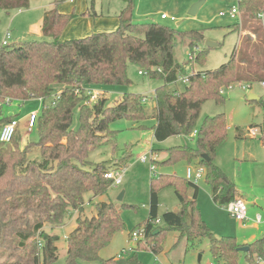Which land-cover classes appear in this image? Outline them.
<instances>
[{"label":"trees","instance_id":"obj_1","mask_svg":"<svg viewBox=\"0 0 264 264\" xmlns=\"http://www.w3.org/2000/svg\"><path fill=\"white\" fill-rule=\"evenodd\" d=\"M119 14V25L112 31L95 32L85 37L63 40L61 32L75 16L55 6L44 13L42 34L49 40L15 42L0 47V131L17 114L5 112L12 101L42 99L36 119L37 140L23 144L22 123L9 143L0 141V264H54L59 259V236L45 229L64 224L70 209L77 210L76 227L67 235L64 264L79 261L96 264H118L115 257L102 258L100 253L116 233L125 228V221L115 213L112 203H97V213L82 216L86 195L106 194L113 181L108 171L126 165L130 155L118 156V131L112 122L127 119L140 128L144 121L155 118L154 137L165 140L173 135H188L196 126L202 105L208 99L224 100L222 88L234 82L252 83L264 80V24L258 14L264 12V0H239L241 20L232 28L249 30L231 59L215 70H198L187 75L188 66L206 61V51H198L194 42L203 38L199 30L178 31L158 22H136L133 0ZM30 0H0V10L28 9ZM256 36V39L252 38ZM190 40L192 58L180 63L175 58L177 40ZM197 50V51H196ZM193 53V54H192ZM129 63L151 78L164 83L155 89V106L150 111L147 96L125 93L114 105L107 98L92 99L88 89L97 86L130 85ZM188 77L184 90L171 91V83ZM62 89L55 96L56 86ZM54 96V97H53ZM53 97V98H52ZM10 100V103L7 102ZM52 99L49 103L46 101ZM95 100V101H93ZM252 102H261L252 100ZM79 125L73 128L75 111ZM33 130V131H34ZM32 131V132H33ZM197 146H173L163 164L197 161L205 168V179L215 203L226 206L242 198L235 182L230 180L214 157L227 140L224 114L207 116L197 132ZM241 132L238 136H241ZM104 146L112 149L110 164L89 160L92 152ZM37 148L40 158H30ZM207 154L211 159L202 157ZM174 186L180 201L179 211L168 210L159 215V190ZM192 194L186 195V189ZM199 185L177 174H161L151 180L148 218L139 227L144 238L134 249L149 248L155 254L163 249L170 230L186 236L189 246L203 237H210V250L220 264H238L244 252L249 264L264 260V237L251 243H239L234 236L215 237L203 218L197 198ZM260 259V260H258ZM127 264H144L135 252Z\"/></svg>","mask_w":264,"mask_h":264},{"label":"rangeland","instance_id":"obj_2","mask_svg":"<svg viewBox=\"0 0 264 264\" xmlns=\"http://www.w3.org/2000/svg\"><path fill=\"white\" fill-rule=\"evenodd\" d=\"M200 1L133 0L132 3L133 19L136 22H158L178 31L199 30L203 33V38L194 42L193 51L195 47L198 51L207 48L206 61L203 65L195 62L193 66H188L187 75L198 70L219 68L231 59L242 38L251 33L242 28L236 30L232 28L238 19L232 18L229 12L233 6L238 7L239 0H203L197 13H190L192 7ZM53 6L68 14L76 8L78 13V16H74L61 32L60 38L66 40L85 37L95 32L115 30L118 27V15L127 6V2L126 0H30L28 9H14L9 12L0 10V47L3 46L4 40H7L10 45L15 42L49 40L50 38L42 34L41 25L45 10ZM162 14L168 17L162 18ZM8 33H10L9 37ZM252 38L256 39V36L252 35ZM208 40L217 44L208 47L206 46ZM190 51V40L183 41L178 38L175 47L176 60L180 63L187 62L191 55ZM128 74L133 81L130 85L97 86L95 88L99 91L97 98L104 95L107 98V105H114L125 93H137L147 96V107L151 111L155 106V89L164 81L160 78H151L147 73L141 74L140 68L134 63H129ZM242 84L245 83L234 82L229 87L222 88L225 90L221 94L224 98L222 102H217L215 99L205 101L196 126L188 135H173L162 141L157 140L154 137L153 128L157 123L155 118L145 120L143 128L125 118L112 122L111 128L118 131V156L130 155L126 165L121 168L123 169L122 183L113 184L106 194L86 195L81 214L92 217L97 213V203H112L115 213L125 221V228L116 233L110 244L101 251L102 258L115 257L118 264H127L128 258L136 252L144 264H220L210 250L209 236L198 239L189 246L186 236L180 237L177 230H170L163 241V249L158 254L149 248L134 249L137 241L143 240L144 243L146 240L142 237L135 241L132 237V232L143 229L139 226L148 218L152 178L173 173L186 178L188 167L194 170L199 166L197 161L187 162L186 160L163 164L162 162L169 157L167 149L178 145L196 147L198 135H194L195 130L199 131L207 116L219 114H224L227 121V140L215 155L214 162L222 168L230 180L236 183L247 203L250 218L244 225L232 217L226 206L215 203L205 174L197 181L200 187L197 206L215 237L238 236L239 242L246 240L249 243L264 237V209L256 202V198L264 199V141L259 136L253 137L249 134L250 128L264 124V102L263 100L252 102L248 98L249 93H255L261 97L263 88L259 81L252 83L250 90L242 88ZM185 85L186 83L179 79L171 83L169 88L171 91H182ZM61 89L62 85H57L54 96ZM51 100L46 102L49 103ZM41 107L42 103L35 98L25 102L15 100L5 107L6 114H17L21 118L23 144L26 141L38 139L36 130L27 133L25 123L29 112L40 111ZM78 125V110H76L73 128H77ZM239 132L241 136H238ZM151 151L157 154L155 159ZM112 155L111 147L104 146L92 152L89 160L94 163L106 161L110 164ZM29 157L40 158L38 149L34 148ZM152 164L156 166L155 172L151 169ZM123 191V197L119 199ZM185 192L187 196H190L192 188L188 187ZM159 198L160 217L168 210H180L181 205L174 186L161 188ZM257 213L262 214L263 222L256 230L252 226L255 224ZM78 216L77 210L70 209L64 224L53 228L50 224L46 225L47 231L59 236L57 241L59 259L54 264L65 263L67 235L76 227ZM244 231L248 233L242 235ZM255 234L257 237L253 238ZM78 264L96 263L79 261ZM238 264H249L244 252L240 255ZM261 264H264V260Z\"/></svg>","mask_w":264,"mask_h":264},{"label":"built area","instance_id":"obj_3","mask_svg":"<svg viewBox=\"0 0 264 264\" xmlns=\"http://www.w3.org/2000/svg\"><path fill=\"white\" fill-rule=\"evenodd\" d=\"M230 16L232 18H237L238 20H241V12L238 7L233 6L230 9L229 12ZM222 15H224V13H222ZM162 18H167L168 16L166 14H162L161 16ZM258 17L262 20V23L264 24V12H261L258 14ZM10 33L7 34V36L9 37ZM8 41L4 40L3 41V45H8ZM190 58H192V55H190ZM141 74H144L145 72L140 71ZM180 79H182V81L184 83H187L188 81V77H181ZM262 88H263V95L261 96V100H263L264 102V80H262L260 82ZM242 88L244 89H251L250 85L248 84H242ZM88 92L91 94V98L92 99H96L99 91L95 90V89H88ZM225 90L222 89L221 93H224ZM39 101L43 104L42 99H39ZM7 102L10 103V100L7 99ZM39 111L38 110H32L29 112L28 115V119L25 123V126L27 128V133H31L36 126V119L38 116ZM19 123V119H12L10 122H8L7 124H5L1 131H0V141L4 142V143H9L12 141L13 136L16 132V128L18 126ZM197 134V131L195 130L194 135ZM249 134L253 137L259 136L262 138V140L264 141V124L260 125V126H254L252 128L249 129ZM145 159V157H144ZM152 171L155 172L156 166L154 164H152L151 167ZM123 169H118V170H112V171H108L105 176L109 179H111L113 181L114 185H118L122 183V179H123ZM205 174V168L200 166L196 169H189L188 170V174H187V178L189 180H192L194 182L197 183V181L202 178V176ZM228 211L230 212V214L232 215L233 218H235L236 220L245 223V221L248 219V206L246 201L243 198H236L232 201H230L227 205H226ZM256 221L257 223H261L262 222V215L261 214H257L256 216ZM132 237L135 241H137L138 239L144 237V229H139L137 231L132 232ZM260 260V259H259ZM213 264V263H210Z\"/></svg>","mask_w":264,"mask_h":264},{"label":"water","instance_id":"obj_4","mask_svg":"<svg viewBox=\"0 0 264 264\" xmlns=\"http://www.w3.org/2000/svg\"><path fill=\"white\" fill-rule=\"evenodd\" d=\"M202 3H203V0H201V1L198 2V3H196V4L192 7L190 13H192V14H196L197 11H198V9H199L200 6L202 5ZM216 44H217V43L212 42V41H210V40H208V41L206 42V46H208V47L215 46ZM255 97H256V96H255ZM248 98H249V100H253V99H254V93H249ZM258 98H259V97H258ZM202 157H203L204 159H206L207 161H210V159H211L207 154H202ZM123 194H124V191L121 193L119 199H122ZM257 203H258V205H260V206L264 209V200H263V199H262L261 201H257ZM239 250L242 251V252H248V251L250 250V247H249L248 245H244V246L239 247Z\"/></svg>","mask_w":264,"mask_h":264},{"label":"crops","instance_id":"obj_5","mask_svg":"<svg viewBox=\"0 0 264 264\" xmlns=\"http://www.w3.org/2000/svg\"><path fill=\"white\" fill-rule=\"evenodd\" d=\"M71 1H74V0H71ZM53 7H55V6H53ZM53 7H51V8H53ZM50 8V9H51ZM76 8H74L73 9V11L71 12V13H74L75 14V16H78V13L76 12V10H75ZM48 10V9H47ZM46 11V10H45ZM60 11V10H59ZM61 12V11H60ZM45 13V12H44ZM119 16V15H118ZM44 17V16H43ZM42 22H43V19H42ZM88 25L90 26V23L88 22ZM117 25H119V17H118V24ZM42 26V25H41ZM41 32H42V29H41ZM256 96V97H255ZM259 96H257L255 93H254V99L253 100H259L261 97H259ZM19 119L21 120V118L19 117ZM151 155L154 157V159H155V156L157 155V154H155V152L154 151H151ZM189 169H192L191 167H188L187 168V172H186V177H187V174H188V170ZM174 174V173H173ZM176 174V173H175ZM239 190V189H238ZM239 192H240V190H239ZM241 193V192H240ZM199 195V194H198ZM242 198H243V196H242ZM262 200V198H256V202L257 201H261ZM264 200V199H263ZM258 204V203H257ZM257 214H260V213H257ZM262 215V214H261ZM257 216V215H256ZM250 217H248V219H249ZM247 219V220H248ZM262 222H263V216H262ZM244 225L246 224V222L245 223H243ZM259 224L260 223H257V221H256V218H255V224L252 226L254 229H258V227H259ZM245 233H243L242 235H245V234H247L248 232H246V231H244ZM238 237V236H237ZM236 237V238H237ZM253 238H255V237H257V234H255V235H253L252 236ZM237 240L239 241V238H237ZM245 240V239H244ZM239 243H242V244H247V243H249L248 241H243V242H239Z\"/></svg>","mask_w":264,"mask_h":264}]
</instances>
